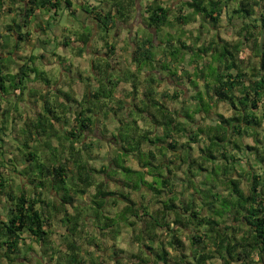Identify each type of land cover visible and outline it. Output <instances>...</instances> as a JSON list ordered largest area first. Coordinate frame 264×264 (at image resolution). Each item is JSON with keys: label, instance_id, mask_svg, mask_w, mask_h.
<instances>
[{"label": "trees", "instance_id": "16d2710c", "mask_svg": "<svg viewBox=\"0 0 264 264\" xmlns=\"http://www.w3.org/2000/svg\"><path fill=\"white\" fill-rule=\"evenodd\" d=\"M112 3L118 17L102 12L95 18L97 28L104 35L116 28L115 20L128 24L136 8L135 0H112ZM16 5L20 19L12 18L9 24L3 25L4 33L0 34V46L10 56L20 45L31 42L29 29L37 11L53 14L46 22L49 25L61 6L70 7L71 3L70 0H0V20L12 13ZM170 12L171 8L164 5V0L148 1L143 24L157 35L174 25L195 23L197 18L214 27L224 15L227 20L235 17L241 21L240 39L232 44L216 40L204 45L199 44L200 35L192 44L169 36L171 39L158 40L159 45H156L150 32L147 36H134L131 62L138 75L131 74L133 78L124 79L130 84L131 96L136 98L140 94L142 97L140 105L133 104L132 108L137 117L147 122L148 128H139L137 118L133 117L124 123L118 113H124L125 104L116 101L117 107L112 111L119 128L114 139L120 145L114 149L113 167L109 164L96 170L89 166L85 156H90L92 149H99V144L86 143L84 137L93 131V109L113 101L122 78H99L98 86L88 89L80 101L60 90L57 92L60 97H42L41 111L22 121V137L18 138L20 142L16 146L19 154L12 157L7 154L1 136L8 130L11 123L8 118L12 120L13 115L9 109L1 110L0 197L4 204L0 211V264H18V259L29 262L30 254L23 252L27 240L50 254L48 263L89 264L82 257V247L78 244L82 241L80 237L85 235L84 225L99 231L109 230L115 237L121 228H132L137 222L141 226L133 239L139 253L132 255L135 259L132 264H211L213 259L220 260L221 264H264V171L260 175L242 169L243 175L247 176V193L244 192L240 188V180L231 175L232 171L241 169L240 159L228 150L230 147L242 151V146L233 139L235 137L240 141L245 137L251 139L253 146L247 149L253 163L264 169V137H261L264 136V114L260 107L264 100V0H185L178 4L176 15L171 17ZM90 36L91 33L79 34L75 40L84 48ZM69 43L65 38L62 45L67 47ZM247 43L253 47L257 59L252 75L245 71L241 58L243 46ZM41 44L45 43L42 41ZM106 48L109 52L105 55L109 57L114 47L107 45ZM207 56L210 60L204 59ZM39 57L43 58V55ZM187 58L193 67L191 73L183 66ZM37 59V56H30L28 63L12 71L0 55V96L16 93L18 98L25 94L31 76L50 87V80L45 78L44 72L32 66ZM8 61L13 62V58H8ZM106 68L109 69L110 64H106ZM106 70L99 69L103 76ZM158 71L163 78H157ZM163 80L177 88L183 85L188 88L193 113L186 118L193 120L196 114H204L208 118L211 104L219 102L231 108L232 116L224 118L217 115L213 119L215 124L198 126L186 136L184 122L179 121L178 114L171 113L165 105L167 100L177 101L184 94V89L171 95L168 91L158 94V81ZM19 114L18 111L16 117L21 119ZM177 135L186 136L194 144L206 141L200 148L198 159L190 157V144L180 143ZM53 143L57 144L55 148ZM127 157H133L138 169H132L125 162ZM7 163L11 167H7ZM205 163L210 166L206 167ZM9 170L28 181L31 189L26 190L28 186L22 185L17 187V193L11 189L6 176ZM177 171L186 175L183 180L177 177ZM96 172H105L109 177L122 176L121 182L139 193L141 202L133 201L118 188L109 190L104 181H95L93 176ZM194 177H201L199 183ZM220 183L229 190L226 196L217 191ZM178 187L191 190L196 196L191 195L183 203ZM90 189H94V194L89 197L86 210L75 202L80 196L87 195ZM53 193L58 197L57 205ZM148 195L160 199L161 207L154 212L144 204ZM120 199L124 207L117 217L105 216L107 203L117 204ZM196 200L200 201L201 208ZM204 209L205 215L202 214ZM54 215L60 217L59 222L65 232L66 251L59 254L50 250ZM182 229L190 233L188 255L183 252L179 233ZM162 233L168 238L166 242L160 238ZM167 247L173 251L172 255ZM112 254L119 257L121 250H113ZM36 263L43 264L41 258ZM114 264L120 263L115 261Z\"/></svg>", "mask_w": 264, "mask_h": 264}, {"label": "rangeland", "instance_id": "374dc122", "mask_svg": "<svg viewBox=\"0 0 264 264\" xmlns=\"http://www.w3.org/2000/svg\"><path fill=\"white\" fill-rule=\"evenodd\" d=\"M184 1L185 0H165L164 5L169 8L171 7L170 13H171V16L173 17V15L177 14L178 3L184 2ZM135 12L136 14L130 26L133 28L136 27L137 29L141 28L143 29V32L145 30V33H147L148 31L149 32L151 31V33L154 32L153 29L152 30L144 29L143 27L144 26L143 21L145 17L144 12H142L139 9V7L135 8ZM12 14L3 16L2 19L0 20V34L3 35L4 33L3 25L9 24L11 17L16 20L20 19V11L18 9V5H16V8L13 10ZM58 15H59V18H58L57 26H59L60 28L69 27L68 34L69 36L72 35L71 34L72 29L76 30V28H78L76 23H77V20H79L80 18L75 19L74 16L63 15L61 14V11L58 12ZM81 16L86 17L87 14L81 13ZM41 20H43L41 13L40 14L37 13V17L35 20H33L31 27L29 29L32 34L31 42L28 45L27 44L20 45L19 49L15 52V56H14L15 58H13V62H10V61L7 62V64L12 70H16L17 66L23 63H28L29 62L28 57L30 56V54L33 53V55H38L39 52H41L44 46L42 47L39 46L40 45L39 39L45 40V39L50 38L51 40V38L54 35L60 38L57 27H53L50 29L51 31L45 32V33L40 30H37L36 27ZM69 20L71 21V23L68 22ZM116 25H118L117 22H116ZM240 25H241V21L238 20L237 18L234 17L232 19L227 20L224 15L221 17L220 21L218 22V25L214 27L213 25L209 23L203 22L201 18H197V21L193 24H190L184 27H180L179 25L178 26L174 25L173 28L171 29H168V28L164 29L162 32L158 34V37H156V34H155L154 41L155 43H158V40L161 41V39L163 40L171 39L169 38V36H171V37H178L181 41L185 42L186 44H189V43L192 44L195 37L200 35L199 44L207 45V43L211 41H216V40L225 41L227 43H236L240 39V36L238 33ZM130 26H127V27H130ZM119 27L120 26H118V28ZM118 31H122V30L119 28ZM97 38L98 37L91 40L92 45L90 46V48H95L96 46H99V42ZM50 45L52 47L48 46V48H54L52 44ZM38 48H40V50ZM56 48L57 46L55 47V50ZM252 48L253 47L251 46V44H248V43L244 44L243 46L244 51L241 56V58H243L244 60L245 71L249 72L251 75L255 73V70L257 67V59L255 57L254 49ZM2 50L3 49L0 46V54ZM65 50L68 53H71V52L72 54L74 53L73 52L74 49L72 50V48L70 47L65 48ZM48 53H50V51ZM37 57H38L37 61L36 60L33 61V65H32L33 67H37L39 69L38 71L46 72L47 71L46 69H50L51 71H53V67H52L53 63H51V59L47 60L45 58L41 60L39 56ZM204 58L205 60H210V57L208 56ZM86 60L87 62L84 63V66L80 67L81 71H76V74H75L76 76L80 74L79 77H82V78H59L60 74L67 75V76L69 75V71H70L69 64L71 61L69 59H62L60 61L54 60V62H56V65H57L56 70L58 71V73L54 71H53L54 73H50V75L47 72L45 73L47 75V79L50 80L49 81L50 87L45 86L41 81H36L31 78L28 84L29 90H27V93L18 96V98L16 97V93H11L10 95L5 96V97L0 96V112L2 109H9L10 114L13 115L12 120L8 118V122L9 123L11 122L8 126V130L4 132V135L1 136L4 142V145H5V150L7 154L9 155V157H12V155L19 154V152L16 151V146L18 145V142H20L18 138L22 137L21 132H20L22 121L25 119V117L33 118V116L37 114V112H39L40 107H41V100H42L41 98L44 96V94H46L45 97H48V98H52L54 95L56 97H60V95L57 94L58 90H60V91L69 93L77 101H80L82 97L84 96V94H86V91H88V89L93 90L94 88L97 87V84H98L97 80L99 79L98 77L100 76L102 78V75L99 73V71L97 72L95 68L91 67L90 65L91 61L89 59H86ZM189 60H190L189 58L185 59V61L183 62V66L185 67V69H187L191 73L193 70V67L188 63ZM128 62H129V57L126 59V64ZM44 67L46 69H44ZM109 78H114V76H110ZM157 78H163V75L157 74ZM140 80H143V78H140ZM130 89H131L130 84L126 83L125 80L123 79L122 83L118 86L117 90L115 91V95H116L115 100L110 101L106 105H103L101 107H96V111H98L97 109L105 110L108 114H110L112 117L116 119L112 111V109L114 110L117 107L116 99L122 100L127 110L130 108V106L132 108L133 104L140 105V102L135 103V100L133 101V97H130L129 95ZM181 89H184L185 91L184 94L177 101L167 100L165 105L169 108L171 113L178 114L177 119H179V121L184 122V125L187 128L186 136L190 134L189 133L190 131H195L198 126L203 127L205 125L215 124L213 119L216 118L217 115H221L224 118H229L230 116H232L231 108L226 103L219 102L217 104H214V103L211 104L212 110L208 118L204 116V114L202 115L196 114V115H193V120L188 119L186 117L190 116V113L193 111L192 110L193 107L191 106V102H189L188 100V96L190 92H188L189 90L185 85H183V87L181 88H177L175 85H173V83L168 82L167 80L165 81L163 80V81H158L156 90L158 94L163 91H168L169 94L171 95L173 92L175 91L178 92ZM140 90L141 89H139V92ZM73 106H75V104H73ZM260 107H261L262 114H264V100L262 104L260 105ZM16 109H19L18 111L21 113L19 114L21 116V119H19V117H16L18 115V111H15ZM184 113H185V117H182ZM97 114H99L98 117H101L104 115L103 112L97 113ZM123 116L124 117L126 116V112L123 113ZM127 116L131 117L129 114H127ZM133 117H136V111H134ZM137 118H138L137 119L138 126L140 128H143L145 126V121H143L144 119L143 120L140 119L139 116ZM105 120H107L106 123L108 126V131L106 132V134L110 133L109 130L110 128H113V127H114L113 131L116 133L117 129L115 128L116 127L115 122L109 119H105ZM263 126H264V121H263ZM259 133L263 134L262 131H260ZM186 136L179 137L177 135L176 138L179 140L180 143L188 142L191 146V150L189 152L190 157L198 159V157L200 156V148H202L206 144V141L203 140L202 143L194 144ZM261 137H264V136L261 135ZM115 138H117L116 134H115ZM235 138L233 139L242 146V151L233 150L230 147H228V150L230 154H234L236 158L240 159L239 163L241 165V169L238 168L237 171H232L231 175L234 177V179L240 180V188L244 192L247 193V176L243 175L242 169L249 171V172L251 171L255 174H260V175H262L264 169H261L260 165H255L253 163L254 159L250 155V151L247 149V147L253 146V142L251 141V139L245 137L244 139H242V141H240L239 139H235ZM92 139L93 141L98 140L97 144H99L100 149L94 150L93 154L89 157L90 158L88 159L90 160L88 161L89 166L93 167L96 170H101L104 166H107L109 164H111L110 166L113 167L114 165L111 159L114 154V149L119 146V145L116 146L119 143V141L118 140L115 141L112 138H109V136L107 135L103 136V133L99 131V129H97L94 134L92 135L90 134V137L87 138L86 141L88 142V140H92ZM23 143L25 142H21V144ZM54 145H57V144L53 143V146H52L53 148H55ZM46 152L47 151H44L43 153H46ZM49 153H50V150H49ZM127 164L131 166L132 168L137 167L135 160L132 158L127 159ZM205 166L208 167L210 166V164L205 163ZM7 167H11V166L7 163ZM99 174L100 175L95 176V179H96L95 181L97 182L104 181L106 185L108 186L109 190H116V187H117L119 190H122L124 194H128V196H130L133 201L135 202L138 201L139 203L141 202L140 195L136 193L135 191L130 190L124 183L121 182V178H122L121 176L120 178L119 176H116V175H112L111 177H109L107 173H99ZM176 174H177V177L179 176V178H181V180H183V178L186 176L185 174L183 175L181 171H177ZM200 174L201 176H203L204 172ZM189 175H187V177ZM242 175L243 177H241ZM6 176L8 178L11 189H13L16 193L18 192L17 187L19 185L28 186V187H25L26 190L31 189V186L27 185L28 181L22 179V177H19L17 174H14L10 170L8 171ZM200 178L194 177L193 179L196 181V183H199ZM177 191L180 193V198L183 201V203H185L188 199H190L191 195L196 196L191 190L183 189V187L182 188L178 187ZM217 191H219L223 196H226L229 192L227 187L222 183L218 184ZM93 194H94V190L91 189L87 195L83 197L80 196L79 198H77L75 203H77L79 206H82L84 209L87 210L86 207H87V203H89V197H91ZM46 195L47 194L45 193L44 195L45 199H46ZM57 198L58 197H56L55 195L54 202L56 205L58 203ZM121 201L122 200L120 199L117 204H113V205L110 202L107 203L106 207L104 208V215L110 218L117 217L118 213L121 212L124 206L123 202L121 203ZM2 203L4 204V200L2 199V197H0V211H2L1 210ZM196 203L200 208L202 207V205L200 204V201L196 200ZM144 204H148L149 210L151 212H154L155 210L161 207L160 199H157V198L153 199L150 195L146 196V200ZM69 211L70 212L72 211L71 208L69 209ZM202 214L204 215L206 214L205 209L202 211ZM1 217L2 218L4 217L3 212H2ZM169 218L171 220L172 215ZM59 220H60V217L58 215H54V218L52 219L53 225L50 229V233H51L50 240L52 242V248L50 250L51 252H57V254H59V252L63 253L66 251L65 249L66 247L64 244L65 243L64 242L65 232ZM230 222L232 223L231 220ZM140 226L141 224L137 222V224L132 228H129V227L121 228L119 234L113 237L112 233H110L109 230L108 231L105 230V232H103V231H99L94 228L93 229L90 228V225L88 227L87 225H84L83 232L85 233V235L81 236L80 238L82 239V241L78 242V244L82 247L81 248L82 257L89 264H91L92 262H100V261H103L104 264H114L115 261H118L120 264H132L133 260H135L132 258V255L139 253V249L133 237L137 233V230L139 229ZM179 233H180V239L183 244V252L184 254L188 255L190 252L188 235H190V233L186 229H182L181 231H179ZM160 238H162L163 242H166L168 240V238L165 236L164 233H162ZM26 243L27 245L24 247L23 252H25L26 254H30L29 262L24 261V259H18L16 263L18 264H37L36 261L41 258L43 264H54V261L52 263L47 262L48 256H50V254L44 253L43 247L38 246L36 243L32 242L31 240H27ZM98 245L99 247H97ZM166 249L172 255L173 251H171L169 247H167ZM113 250H121V255L119 257L114 256L112 254ZM1 264H6V263L2 262ZM169 264H173V263L170 262ZM211 264H221V261L218 259H213L211 261Z\"/></svg>", "mask_w": 264, "mask_h": 264}, {"label": "crops", "instance_id": "0c3cea01", "mask_svg": "<svg viewBox=\"0 0 264 264\" xmlns=\"http://www.w3.org/2000/svg\"><path fill=\"white\" fill-rule=\"evenodd\" d=\"M148 1L149 0H135L136 8L139 7V9L142 12H144L145 4ZM70 3H71L70 7H66V5H62L61 8H60L61 14L67 15V16L68 15L74 16L75 19L80 18L79 20H77V23H76L78 28H76V30L72 29V33H71L72 35H70V36L68 34L69 33L68 32V28L69 27L60 28L59 26H57L59 15H57L56 17H53V21H50L49 25H48V24H46V22L50 20V17L53 16V14L52 13H47V12H38V11L36 12V17H37V13L38 14L41 13V15L43 17V20H41L38 23L37 27H36L37 30L42 31V29H44L42 32L45 33V32L51 31L50 30L51 28L57 27L58 31H59V37L60 38H58L57 36L54 35L51 38V40H50V38L49 39H45V40L44 39H39V42H40L39 46L40 47L44 46V48L41 50V52H39L38 55H33V53H32V54H30V56H40V54H42L43 58H40L41 60H43L45 58L47 60L51 59V63H53V66H52L53 67V71L57 72V73H58V71L56 70L57 65H56V62H54V60H59L60 61L62 59H69L71 61L70 64H69V70H70L69 71V75L67 76V75H63V74L59 73L60 76H61V77L59 76V78H82V77H79L80 74H78L77 76L75 74H76V71H81L80 67L84 66V63L87 62L86 59H89L91 61V64L90 63L89 64L91 65V67L95 68L97 72L99 71V69H102V70H104V69L106 70L107 69L106 73L104 74V76H103V73H101L99 71V73L102 75V78H109L110 76H114V78H122L120 80H123L124 78H133V75H131V74H134V76L137 77L138 74L136 72V66L134 64H132V62H131L132 51H133V48H134L133 44H132V39L134 38V36H136V37H140L142 35L147 36V33L149 31L148 32L146 31L147 33H145V30L143 32V29H141V28L137 29L136 27L135 28L131 27L130 24L133 21V19L128 24L127 23H125V24L124 23H119V22H117L115 20V22H117V24H118V25H116V28L113 31H111L108 35H104L97 28V24H96L95 18H97V16L100 13H102V12H106V13L109 12L112 16H117L118 17V14L116 13V9H115V7H114V5L112 3V0H70ZM15 8H16V6H15ZM15 8H13L12 11ZM18 9H19V7H18ZM60 11H58V12H60ZM12 13L6 14L4 16L11 15ZM81 13L87 14V16L86 17L81 16ZM135 14H136V12H133V17L132 18H134ZM11 19H12V17H11ZM68 22L71 23L70 20ZM191 24H193V23H191ZM188 25H190V24H188ZM118 26H120L119 28L122 31H118L119 30ZM127 26H130V27H127ZM143 27H144V29L148 30L145 26H143ZM180 27H184V26H180ZM168 29H171V28H168ZM85 33H91V36L89 38V41H88L87 45L84 48H82V45L79 44L78 42H76L75 39L77 38V35L85 34ZM150 33H151V31H150ZM167 34H169V33H167ZM152 35H153V40H155V32H152ZM96 37H98L97 40L99 42V46H96L95 48H90V46L92 45L91 44V42H92L91 40L96 38ZM156 37H158V34L156 35ZM65 38H68L69 42H70L67 47L62 45V43L64 42ZM174 38L177 39L178 37H174ZM157 40H158V38H157ZM42 41L45 44H41ZM50 44H52L54 46V48H48V46L49 47L51 46ZM155 44L159 45V41H158V43H155ZM107 45H108L109 48L112 47V46L114 47V50H112L111 53H109V55H108L109 57H107L105 55V53L107 51L109 52V49L107 50V48H106ZM56 46H57V48L55 50ZM69 47L72 48V50L74 49L73 50V52H74L73 54H72V52L68 53L65 50V48H69ZM38 49L40 50V48H38ZM80 49H82V51H81V53H78V50H80ZM49 51H50V53H48ZM15 52H14L13 55L10 56V55H7L6 50H2L0 55H1V57L3 58V60L5 62L6 61L9 62L8 58H11V57L15 58L14 57L15 56ZM65 53H66V55H65ZM128 57H129V62H128L129 65H128V63L126 64V59ZM119 58H121V59H119ZM122 61H124V62H122ZM106 64H110V68L109 69L106 68ZM44 65H45V63H44ZM35 68L37 70H39L37 67H35ZM44 69H46V68L44 67ZM46 70H47L46 72L49 73V75H50V73H54L50 69H46ZM12 71H15V70H12ZM156 71H157V69H156ZM42 72H44V74L46 73L45 71H42ZM62 73H63V71H62ZM156 74L163 75L159 71ZM45 76L47 78L46 74H45ZM98 76H99V74H98ZM138 77L143 78L142 76H138ZM30 78H34V77L31 76ZM98 78H101V77L99 76ZM125 82L128 83V81H126V80H125ZM121 83H122V81H121ZM97 86H98V84H97ZM27 90H29V89L27 88ZM27 90L25 91V93H27ZM129 95H130V97H132L130 93H129ZM43 97L45 99V94H44ZM115 97H116V95L114 93L113 100H115ZM140 99H142V97L139 94L138 97L133 98V101L135 100V103L136 102L139 103ZM42 100H41V103H42ZM116 101H118V100L116 99ZM119 101H122V100H119ZM34 103H35V101H34ZM97 110L98 111H96V108L93 109V118H94L93 131H92V133L85 134V137H84L85 142L86 143L92 142V143H95V144L98 143L97 142L98 140L97 141H95V140L93 141V139L92 140H88V142L86 141V139L90 137V134L91 135L94 134L97 129H99V131H101L103 133V136L107 135V136H109V138H112L113 140L117 141L116 139H114V136H115V134L117 136L118 132L115 133L113 131L114 127L110 128V130H109L110 133L106 134V132L108 131V126H107V123H106L107 120H105V119H109V120L114 121L115 124H116L115 128L118 131L119 124H118L117 119L112 117L105 110H100V109H97ZM130 110L133 111L134 109L131 108V106H130V108L128 110L126 109L124 111V112H126V116L125 117L122 114L123 111L120 112L121 114L118 113L119 117L122 118L124 123L130 122L131 118L133 117L134 113L132 112V114H129ZM40 111H41V107H40L39 112ZM39 112H37V113H39ZM102 112H103L104 115L101 116V117H98L99 114H97V113H102ZM127 114L131 115V117L127 116ZM133 118H135V119L137 118V112H136V117H133ZM140 119L143 120V118H140ZM143 121H145V120H143ZM137 124H138V120H137ZM145 128H148L147 122H145V126L143 128H141V129H145ZM118 145H120V143H118L116 146H118ZM92 150L93 151H92L91 155L93 154L94 150H96V148H94ZM90 156L86 155L85 158L88 160V159H90L89 158ZM130 158L133 159V157H130ZM130 158L127 157L125 159V162L127 163V159H130ZM88 161H90V160H88ZM136 165H137V163H136ZM132 169H135V170L138 169V165H137L136 168H132ZM99 173L98 172L94 173V176H93L94 179H95V176L100 175ZM103 173H105V172H103ZM118 176L120 177V175H118ZM116 189H117V187H116ZM122 202L123 201H121V203ZM123 205H124V202H123ZM103 232H105V231H103Z\"/></svg>", "mask_w": 264, "mask_h": 264}, {"label": "water", "instance_id": "95a60500", "mask_svg": "<svg viewBox=\"0 0 264 264\" xmlns=\"http://www.w3.org/2000/svg\"><path fill=\"white\" fill-rule=\"evenodd\" d=\"M260 49H261V51H262V48H261V46H260Z\"/></svg>", "mask_w": 264, "mask_h": 264}]
</instances>
